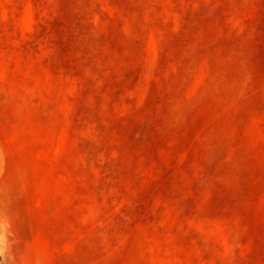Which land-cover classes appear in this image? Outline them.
<instances>
[{
  "label": "rangeland",
  "instance_id": "rangeland-1",
  "mask_svg": "<svg viewBox=\"0 0 264 264\" xmlns=\"http://www.w3.org/2000/svg\"><path fill=\"white\" fill-rule=\"evenodd\" d=\"M264 264V0H0V263Z\"/></svg>",
  "mask_w": 264,
  "mask_h": 264
},
{
  "label": "crops",
  "instance_id": "crops-1",
  "mask_svg": "<svg viewBox=\"0 0 264 264\" xmlns=\"http://www.w3.org/2000/svg\"><path fill=\"white\" fill-rule=\"evenodd\" d=\"M31 264H45V261L44 260L43 261H38V260H36L35 257H33L32 261H31Z\"/></svg>",
  "mask_w": 264,
  "mask_h": 264
},
{
  "label": "built area",
  "instance_id": "built-area-1",
  "mask_svg": "<svg viewBox=\"0 0 264 264\" xmlns=\"http://www.w3.org/2000/svg\"><path fill=\"white\" fill-rule=\"evenodd\" d=\"M0 264H5V263H2V262H1Z\"/></svg>",
  "mask_w": 264,
  "mask_h": 264
}]
</instances>
